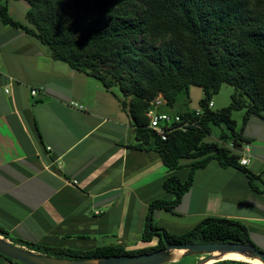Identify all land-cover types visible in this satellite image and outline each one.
I'll return each instance as SVG.
<instances>
[{"label":"crops","instance_id":"obj_1","mask_svg":"<svg viewBox=\"0 0 264 264\" xmlns=\"http://www.w3.org/2000/svg\"><path fill=\"white\" fill-rule=\"evenodd\" d=\"M7 7L30 25L27 0H8ZM120 93L54 59L48 45L0 15V227L10 238L83 251L156 245V238L142 239L149 205L172 199L164 179L177 174L184 181L189 167L170 169L147 145L133 148L141 142ZM242 134L249 163L223 167L213 160L199 169L175 210L154 211L158 226L183 234L208 216L236 219L264 251V194L245 171L264 189V120L252 115ZM0 264L22 263L0 256Z\"/></svg>","mask_w":264,"mask_h":264},{"label":"trees","instance_id":"obj_2","mask_svg":"<svg viewBox=\"0 0 264 264\" xmlns=\"http://www.w3.org/2000/svg\"><path fill=\"white\" fill-rule=\"evenodd\" d=\"M27 1L31 5L26 15L29 26L10 16L8 0H0L2 21L35 35L51 48L54 59L99 79L107 89L118 85L126 94L122 104L129 109L141 142L133 148L147 145L159 153L168 168L189 167V174L184 181L177 174L167 176L163 189L172 199L154 200L149 205L142 239L151 242L156 238L154 246L126 250L122 245H109L83 251L13 239L1 227L0 235L38 253L84 260L148 253L165 249L167 244H253L240 220L208 216L189 231L173 234L156 224L154 211L175 210L194 184L196 172L211 161L217 160L223 167L243 166L241 156L226 143L206 141L205 136L214 125L224 123L230 134L222 136L243 139L252 115L264 120V0ZM96 61L115 63L128 76L121 80L117 75L115 82L109 78L112 72L94 68ZM224 84L234 88L230 104L218 111L208 108ZM192 85L204 89L205 97L200 100L203 113L195 117L196 110L180 112L185 119L194 117L197 124L173 130L163 140L149 128V102L162 93L172 106L179 93ZM238 109L244 110L240 131L233 119ZM245 171L252 189L264 194L254 183L257 175ZM212 264L256 263L225 259Z\"/></svg>","mask_w":264,"mask_h":264},{"label":"water","instance_id":"obj_3","mask_svg":"<svg viewBox=\"0 0 264 264\" xmlns=\"http://www.w3.org/2000/svg\"><path fill=\"white\" fill-rule=\"evenodd\" d=\"M172 249H185L190 253L206 252L210 253L209 257L203 258L197 264H204L206 261L214 258L212 253L219 251L220 259L227 252L252 253L260 257L264 261V251L258 249L253 244L241 243H182V244H167L165 249L157 250L148 253L134 254L129 256H114L101 259H70L60 258L55 256L38 253L29 250L20 245L14 244L9 239L0 235V254L18 260L26 264H160V254ZM220 261V260H217Z\"/></svg>","mask_w":264,"mask_h":264},{"label":"rangeland","instance_id":"obj_4","mask_svg":"<svg viewBox=\"0 0 264 264\" xmlns=\"http://www.w3.org/2000/svg\"><path fill=\"white\" fill-rule=\"evenodd\" d=\"M147 40L150 41L152 39L150 37H147ZM139 43H140V41L137 43V45H139ZM158 44H159V42H158ZM134 45H136V43H134ZM118 66L119 65H117L115 63H111V62L104 63V62L96 61L94 68H98L103 73L104 72L105 73L106 72H112V75H109V78H112V80L117 82L118 81V78H116L117 75H119L122 78L121 80H124L128 76L126 70L121 69ZM114 90L116 93L121 95L120 87L118 85H114ZM220 92H221L220 97H217V94H215L212 97V101H214V103H215L213 110H215V111H218V110L222 109L223 107H225V106H222L221 102L225 101V103H227L229 101V104H230V102L232 100L231 95L234 92V88L230 84H224ZM204 97H205V92H204L203 87L198 86V85H192L189 87L188 90H183L179 93V95L177 97V101L175 103V108L173 110H170L169 106H161L159 111L171 113V114H176V113H180L186 109L197 110L201 106L200 100ZM242 116L244 117V110L243 109H238L233 114V118L236 121H238V125L236 126L237 131H240L242 128V124H243ZM224 133L230 134L226 124L222 123L220 125H214L212 127L211 133L207 134L205 136V140L210 141V142L228 143L229 141H231L233 139L232 136H228V137L222 136ZM155 222H156V219H155ZM24 247L28 249V247H26V246H24ZM210 255H211L210 253H206V252L190 253V251H187L181 259L179 258L180 260L177 259V260H179L178 262H172L171 264H197L203 258L209 257ZM0 256H4V255L0 254ZM242 257H243L242 260L250 261V262H254V263L258 264L257 261L252 257H249V256L244 255V254H242ZM225 259L240 260V259H236L235 257L229 258L228 256L222 257V258L217 259V260H225Z\"/></svg>","mask_w":264,"mask_h":264},{"label":"built area","instance_id":"obj_5","mask_svg":"<svg viewBox=\"0 0 264 264\" xmlns=\"http://www.w3.org/2000/svg\"><path fill=\"white\" fill-rule=\"evenodd\" d=\"M40 90L34 89L32 90V94L36 95ZM149 105V109L146 113L149 119V128L157 133L163 140H166L167 135L173 130L178 129H186L190 126H194L197 124V120L191 116V118H183L180 113L171 114L166 112H160L161 106H168V102L166 98L160 94L154 99H152ZM72 105L76 106L75 103L72 102ZM214 106V102L210 101L208 104V108H212ZM81 108V106H79ZM203 113V109L200 108L196 111L195 117L200 116ZM249 143L244 141L243 139H236L229 142L227 147L238 153L240 158V163L242 165H247L250 160L249 152Z\"/></svg>","mask_w":264,"mask_h":264},{"label":"bare ground","instance_id":"obj_6","mask_svg":"<svg viewBox=\"0 0 264 264\" xmlns=\"http://www.w3.org/2000/svg\"><path fill=\"white\" fill-rule=\"evenodd\" d=\"M187 251L188 250H185V249H172V250H169V251H165V252L160 254L159 263L161 264L162 261L175 259V258H177V257H179L181 255H184ZM212 254L214 255V258L210 259L207 262H210V263L215 262L217 260L216 258H218L220 256V252L219 251L214 252ZM242 254L254 258L257 261L258 264H264V261L260 257L254 255L252 253V251H250V250L246 251L245 253L227 252L223 257H227V256L229 258L235 257L236 259L242 260L243 259ZM204 264H206V263H204Z\"/></svg>","mask_w":264,"mask_h":264},{"label":"clouds","instance_id":"obj_7","mask_svg":"<svg viewBox=\"0 0 264 264\" xmlns=\"http://www.w3.org/2000/svg\"><path fill=\"white\" fill-rule=\"evenodd\" d=\"M160 94H162V93H159L158 95H160ZM158 95H157V96H158ZM162 95H163V94H162ZM157 96H156V97H157ZM163 96H164V95H163ZM164 97H165V96H164ZM166 100H167V99H166ZM211 101H212V100H211ZM213 102H214V101H213ZM208 104H209V103H208ZM164 106H165V105H164ZM168 106L170 107V110H173V108L170 106V104H168ZM214 106H215V104H214ZM214 106H213V107H214ZM213 107L210 108V109H213ZM200 108H202V107L200 106ZM200 108H199V109H200ZM202 109H203V108H202ZM197 110H198V109H197ZM197 110H196V111H197ZM193 111H194V110H193ZM239 139H240V138H239ZM232 140H235V139H232ZM232 140H231V141H232ZM243 140L246 141L244 138H243ZM231 141H229V142H231ZM229 142L226 143L225 145L227 146V145L229 144ZM246 142H247V141H246ZM249 144H250V143H249ZM240 158H241V157H240ZM240 164H241V163H240ZM241 165H242V164H241ZM243 166H246V165H243Z\"/></svg>","mask_w":264,"mask_h":264}]
</instances>
